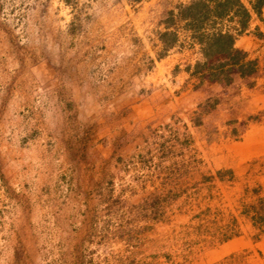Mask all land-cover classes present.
I'll list each match as a JSON object with an SVG mask.
<instances>
[{
    "label": "rangeland",
    "instance_id": "1",
    "mask_svg": "<svg viewBox=\"0 0 264 264\" xmlns=\"http://www.w3.org/2000/svg\"><path fill=\"white\" fill-rule=\"evenodd\" d=\"M193 1L0 0V264H264L263 4L213 77Z\"/></svg>",
    "mask_w": 264,
    "mask_h": 264
},
{
    "label": "trees",
    "instance_id": "2",
    "mask_svg": "<svg viewBox=\"0 0 264 264\" xmlns=\"http://www.w3.org/2000/svg\"><path fill=\"white\" fill-rule=\"evenodd\" d=\"M263 2L264 0H255L251 4V11L260 16V6ZM230 13H234L239 17V21L236 22L234 29L219 28L208 35L206 40L202 43L201 52L204 57L209 58L216 54L226 60L225 62L218 63V65H209L207 69L214 74L213 76L210 72L211 77H215L218 74L217 72L220 73L228 67H230L231 70H236L240 77H245L255 72L256 66L254 62L242 61V59L239 58V53L241 54V52L233 47L235 39L248 28V23L251 19L250 10L246 8L240 0H198L187 5H182L179 9L180 17L196 16L194 19L196 20L198 18V28L201 27L200 21L206 19V17L213 16L215 21L223 22ZM246 67H249L248 71L244 70ZM215 73L217 74L215 75Z\"/></svg>",
    "mask_w": 264,
    "mask_h": 264
},
{
    "label": "crops",
    "instance_id": "3",
    "mask_svg": "<svg viewBox=\"0 0 264 264\" xmlns=\"http://www.w3.org/2000/svg\"><path fill=\"white\" fill-rule=\"evenodd\" d=\"M240 1L244 4V6H246V8L250 10L251 19H250V25L248 26L247 29L249 28L251 29L253 26L258 24L256 21L254 22L256 14L253 11H251V1L253 0H240ZM261 17L264 20V2L261 9ZM250 41H251V36L248 37L246 35L240 36L235 39L233 47L234 49L247 52L249 50L247 46L249 45L248 43H250ZM202 46L203 45H201V47L199 48L201 49ZM198 60L203 62L204 56L202 52L198 53ZM226 69L228 68H225V70ZM240 80H243V78H240ZM226 85H230V84H226ZM260 104L262 103L259 102V108H261ZM256 130H258L257 131L258 134L256 137L255 136L251 137L252 134H250L248 138L244 139L243 142H241L237 147L233 148V151H231L230 158H232V160L236 164L241 165L242 163L244 165L246 163L256 161V159L258 160L264 159V126L263 127L260 126ZM261 196L264 197V182L262 184Z\"/></svg>",
    "mask_w": 264,
    "mask_h": 264
}]
</instances>
